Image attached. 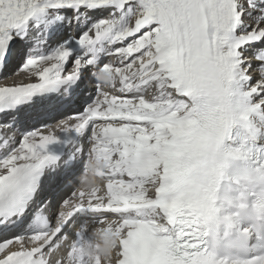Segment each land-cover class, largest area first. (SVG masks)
I'll return each instance as SVG.
<instances>
[{"label":"snow or ice","instance_id":"6c2138e0","mask_svg":"<svg viewBox=\"0 0 264 264\" xmlns=\"http://www.w3.org/2000/svg\"><path fill=\"white\" fill-rule=\"evenodd\" d=\"M0 264H264V0H0Z\"/></svg>","mask_w":264,"mask_h":264},{"label":"bare ground","instance_id":"6f19581e","mask_svg":"<svg viewBox=\"0 0 264 264\" xmlns=\"http://www.w3.org/2000/svg\"><path fill=\"white\" fill-rule=\"evenodd\" d=\"M35 122V121H34ZM48 123H53V121L52 122H50V121H48ZM37 126H39V123L37 122Z\"/></svg>","mask_w":264,"mask_h":264}]
</instances>
